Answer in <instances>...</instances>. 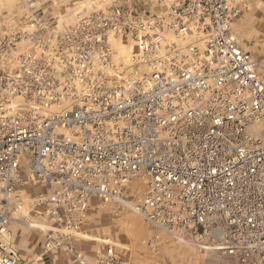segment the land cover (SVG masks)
<instances>
[{
    "label": "built area",
    "instance_id": "obj_1",
    "mask_svg": "<svg viewBox=\"0 0 264 264\" xmlns=\"http://www.w3.org/2000/svg\"><path fill=\"white\" fill-rule=\"evenodd\" d=\"M34 4L0 32V264L20 258L22 207L71 229L92 197L138 214L152 248L161 233L264 264V81L233 29L244 1L114 0L62 28ZM115 256L107 244L98 264Z\"/></svg>",
    "mask_w": 264,
    "mask_h": 264
},
{
    "label": "rangeland",
    "instance_id": "obj_2",
    "mask_svg": "<svg viewBox=\"0 0 264 264\" xmlns=\"http://www.w3.org/2000/svg\"><path fill=\"white\" fill-rule=\"evenodd\" d=\"M25 0H0V32L16 25L25 15ZM34 2L40 15L53 17L58 28L70 25L81 13L102 9L114 0H26ZM141 2V9L161 13L174 0H130ZM242 14L233 29L241 46L258 62L264 81V0H243ZM243 44V45H242ZM129 46V45H128ZM131 47V44H130ZM128 48V47H127ZM125 62L129 53L123 52ZM33 191V183H29ZM128 200H131L130 198ZM9 223L11 247L19 254L16 264H98L107 244L114 246V264H225V259L190 244L178 243L160 233L161 240L152 248L148 242L155 233L124 203L92 197L84 220L77 228H65L29 211L26 206ZM36 223L30 227L24 221ZM40 226V227H39ZM55 237L46 245V236ZM52 241V240H51ZM59 241V244H57Z\"/></svg>",
    "mask_w": 264,
    "mask_h": 264
},
{
    "label": "bare ground",
    "instance_id": "obj_3",
    "mask_svg": "<svg viewBox=\"0 0 264 264\" xmlns=\"http://www.w3.org/2000/svg\"><path fill=\"white\" fill-rule=\"evenodd\" d=\"M242 45H243V44H242ZM124 60H125V59H124ZM24 222H26L27 225L30 226V227H38V225H37L36 223L30 222V221H27V220H25ZM39 227H40V226H39Z\"/></svg>",
    "mask_w": 264,
    "mask_h": 264
},
{
    "label": "crops",
    "instance_id": "obj_4",
    "mask_svg": "<svg viewBox=\"0 0 264 264\" xmlns=\"http://www.w3.org/2000/svg\"><path fill=\"white\" fill-rule=\"evenodd\" d=\"M226 261V260H225ZM227 262V261H226Z\"/></svg>",
    "mask_w": 264,
    "mask_h": 264
}]
</instances>
